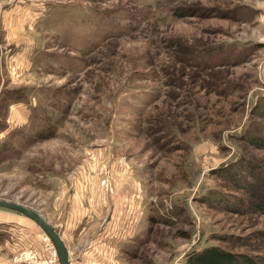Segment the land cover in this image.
Listing matches in <instances>:
<instances>
[{
  "label": "rangeland",
  "instance_id": "obj_1",
  "mask_svg": "<svg viewBox=\"0 0 264 264\" xmlns=\"http://www.w3.org/2000/svg\"><path fill=\"white\" fill-rule=\"evenodd\" d=\"M255 135L264 0H0V200L60 237L78 216L68 264L101 236L137 248L121 264H188L210 246L264 264ZM136 195L143 216L107 228ZM55 255L33 220L0 208V264Z\"/></svg>",
  "mask_w": 264,
  "mask_h": 264
},
{
  "label": "crops",
  "instance_id": "obj_2",
  "mask_svg": "<svg viewBox=\"0 0 264 264\" xmlns=\"http://www.w3.org/2000/svg\"><path fill=\"white\" fill-rule=\"evenodd\" d=\"M130 198H131V196L127 197L126 201H125L126 206H127V210L122 211L120 213V216L116 217L115 221H113V218H111L112 223H111V225H108L107 228H113V230H115V228L117 229L118 226L120 228V226L123 225V222L127 216V213H130L131 210L133 211L134 217L138 218L137 215H139V218L141 216H143L142 210L144 208V205L142 204V200L139 198V195H136V200H133V199L130 200ZM136 202H137V206L134 205V203H136ZM130 203H132V204H130ZM139 208L141 209V211H139V213H138ZM77 217L78 216H76V217L69 216L67 218L73 219V218H77ZM72 219L67 220L64 224L61 223V225H60L61 230L59 229L60 233L62 234L60 238L63 239L67 248H69V245H68L67 240L64 239V237H68L72 240L73 234H75L76 228L78 227V222H76ZM140 231H141V229H140ZM105 235L107 236V233ZM105 238L106 237L101 236V240L99 239L98 243L97 242L91 243V244L89 243L87 245L88 250L83 255L84 261L80 264H121L119 261L122 262V259L124 256V255H121L122 253L126 254L128 252L129 254H131L133 251H136V249H137L136 247H133V246L129 247V245L127 246V248H124L125 246H123V245H125L126 243L124 244V242H121V240H117L116 244L113 245L114 243L112 242V240H110L109 238H107V240H103ZM138 240H139V243H138L139 245H140V243L142 244L144 241L142 238H135L134 239V241H138ZM103 243L105 245H103ZM100 245H102V246H100ZM118 248L120 250H123V251H119ZM68 253H69V257H71L70 256L71 255L70 249H68Z\"/></svg>",
  "mask_w": 264,
  "mask_h": 264
},
{
  "label": "trees",
  "instance_id": "obj_3",
  "mask_svg": "<svg viewBox=\"0 0 264 264\" xmlns=\"http://www.w3.org/2000/svg\"><path fill=\"white\" fill-rule=\"evenodd\" d=\"M255 137L258 142L260 140L264 141V137L261 138L258 135H255ZM261 144L264 145V142ZM172 208L171 216L164 219L170 223H172L174 219H177L178 216L180 217L182 211V208L178 209L177 206H173ZM161 219L163 220V218ZM246 257L247 256L244 254L227 251L217 246H210L200 251L194 250L189 252L186 256V261L188 264H260L256 259L250 257L249 259L251 260L249 261ZM243 258L247 259V262L244 261Z\"/></svg>",
  "mask_w": 264,
  "mask_h": 264
},
{
  "label": "water",
  "instance_id": "obj_4",
  "mask_svg": "<svg viewBox=\"0 0 264 264\" xmlns=\"http://www.w3.org/2000/svg\"><path fill=\"white\" fill-rule=\"evenodd\" d=\"M0 208L11 210L33 220L50 240L58 256L59 264H68V252L60 235L37 210L6 200H0Z\"/></svg>",
  "mask_w": 264,
  "mask_h": 264
},
{
  "label": "bare ground",
  "instance_id": "obj_5",
  "mask_svg": "<svg viewBox=\"0 0 264 264\" xmlns=\"http://www.w3.org/2000/svg\"><path fill=\"white\" fill-rule=\"evenodd\" d=\"M57 256V255H56ZM57 259H58V256H57ZM58 261V260H57Z\"/></svg>",
  "mask_w": 264,
  "mask_h": 264
},
{
  "label": "built area",
  "instance_id": "obj_6",
  "mask_svg": "<svg viewBox=\"0 0 264 264\" xmlns=\"http://www.w3.org/2000/svg\"><path fill=\"white\" fill-rule=\"evenodd\" d=\"M55 257H56V255H55Z\"/></svg>",
  "mask_w": 264,
  "mask_h": 264
}]
</instances>
